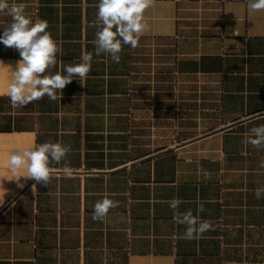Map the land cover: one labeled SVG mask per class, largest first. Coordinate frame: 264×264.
<instances>
[{
  "label": "crops",
  "instance_id": "1",
  "mask_svg": "<svg viewBox=\"0 0 264 264\" xmlns=\"http://www.w3.org/2000/svg\"><path fill=\"white\" fill-rule=\"evenodd\" d=\"M9 2L48 22L62 49L53 72L94 53L99 0ZM247 3L155 0L138 47L123 45L118 64L94 54L55 101L12 108L0 64V264H264V149L242 142L264 125V11ZM10 22L0 15V35ZM19 59L0 43V61ZM48 141L72 145V176L54 164L34 195L8 156ZM105 197L119 207L93 221ZM173 198L215 231L182 239Z\"/></svg>",
  "mask_w": 264,
  "mask_h": 264
},
{
  "label": "clouds",
  "instance_id": "2",
  "mask_svg": "<svg viewBox=\"0 0 264 264\" xmlns=\"http://www.w3.org/2000/svg\"><path fill=\"white\" fill-rule=\"evenodd\" d=\"M154 4L155 0H99L96 18L89 25L96 29L92 41L94 53H82L78 63L67 64L53 72L52 69L58 63L57 55L62 49L47 31L48 22L43 19L33 21L23 3L0 0V15L11 17V22L0 35V43L15 49L20 56L15 68L0 61V64L11 69V80L6 92L11 107L20 108L45 96L55 101L58 92L61 98L62 90L73 80L83 81L87 78L94 54H103L110 57L112 63H120L123 45L138 47L141 36L149 30L144 13ZM247 9L250 13L264 11V0H248ZM242 142L256 149H264V125L250 128ZM71 152L72 145L63 141L35 144L10 153L8 168L15 174L14 180L18 184L21 177L35 181L32 191L36 195L38 184L48 187L52 182L55 171L52 165L63 162L64 175L72 176L67 159ZM259 167L264 169V160L260 161ZM255 197L264 198V187L255 189ZM168 203L173 210V219L185 226L182 239H199L205 232L215 231L216 225L212 221L201 220L191 210L181 212L179 206L183 201L179 198H173ZM118 207L119 201L108 197L97 201L93 206V221L105 222L110 210ZM203 210V205H198L197 212Z\"/></svg>",
  "mask_w": 264,
  "mask_h": 264
}]
</instances>
